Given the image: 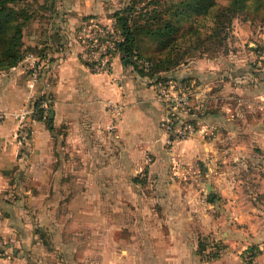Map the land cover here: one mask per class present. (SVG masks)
<instances>
[{"label": "rangeland", "instance_id": "374dc122", "mask_svg": "<svg viewBox=\"0 0 264 264\" xmlns=\"http://www.w3.org/2000/svg\"><path fill=\"white\" fill-rule=\"evenodd\" d=\"M113 1L121 7L129 3L136 11L134 22L143 24L154 8L162 19L179 18L177 45L188 52L186 58L192 52L215 53L238 46L241 41L235 38L236 33H248L255 41L254 48L264 49V0ZM202 1L212 3L208 13L189 8V3ZM10 4L24 10L21 52L32 54L33 59L24 62L29 66L24 67L25 72L30 74L36 66L35 57L48 56L44 53L48 45L40 47L35 42V31L54 33L57 27L51 23L61 20L62 8L57 7L58 0H13ZM178 10L183 14L174 15ZM219 18L226 22L227 36L225 46L214 50L208 34ZM13 30L14 24L0 32V50ZM27 37L30 44L23 40ZM139 37L144 55L158 58V38ZM197 43V48H192ZM249 43H244L247 50ZM244 63L243 69L249 72L247 87L264 81V53L255 52ZM40 70L42 73L43 65ZM256 88H250L251 92ZM231 92L238 97H257L251 92ZM42 94L47 97V90ZM243 106L242 113L236 104L230 114L232 120L245 125L244 134L228 138L227 160L217 158L216 163H210L213 166L186 152L181 154L179 143L172 151L167 149V156L159 157L158 162L154 154L147 155L138 169L116 171L109 169L111 163H80V145H70L67 140L68 124L55 119L49 123L44 117L53 133L58 172L35 176L34 202L16 203L22 212L14 221L21 228H4L5 234H0V264H70L73 259L84 264H126L122 257L127 264H264V136L253 130L258 125L264 130V122L258 123L261 120L254 116H260L256 103ZM48 113L49 108L46 116ZM110 140L103 139V147L109 151ZM110 156L108 153L107 162ZM221 167L226 169V178L219 181L213 175L219 174ZM85 210L89 217H81ZM95 211L100 217L90 216ZM116 242H130L136 248L125 250L119 244L117 249L113 246Z\"/></svg>", "mask_w": 264, "mask_h": 264}, {"label": "crops", "instance_id": "0c3cea01", "mask_svg": "<svg viewBox=\"0 0 264 264\" xmlns=\"http://www.w3.org/2000/svg\"><path fill=\"white\" fill-rule=\"evenodd\" d=\"M58 2L57 7L62 8L61 20L51 23L56 25V31L46 34L35 31V42L40 47L43 44L48 45L44 50L48 56H39L42 59L37 61L39 65H43L44 72L42 71L40 78L31 85L32 74H27L24 68L29 67L24 63L27 58L9 68L0 69V109L10 113L47 90L49 97L46 99L48 105L51 104L50 117L55 119V122L68 124L67 140L70 145H80V163H111L109 169L119 171L123 168H142L149 154H154L153 157L156 156L158 162L159 157L168 154L166 134L160 128V119L165 108L148 76L130 70L118 52L113 56L111 73L92 70L81 56L83 46L78 37L81 22L85 18L93 17L103 23H109L111 13L122 5L114 3L113 0ZM237 34L235 38L237 36L241 41L238 46L225 47L221 52H204L192 56L179 69L169 73L189 77L190 81L187 83L195 95L194 102L204 104L205 116L199 119L204 130L179 142L180 153L186 152L196 156L209 165L217 158H223V162L227 160L225 151L229 149L228 138L244 134L245 125L231 119L230 110L233 106L237 104L239 112L242 113L245 103H256L255 109L260 112V116L255 114L254 109L250 111L254 112L257 121L261 120L258 123L264 122V81H260L259 85L248 84L247 87L245 81L249 72L243 69L247 58H252L255 52L264 53V49H255V41L250 39L248 33ZM29 39L27 37L24 40L30 44ZM248 40L250 48L247 50L244 43ZM261 75L264 77V72ZM254 86L257 88L251 92L250 88ZM231 90L251 92L257 97L246 94L238 97L232 95ZM256 92L259 94H255ZM232 97L238 100L237 103ZM110 102L121 105V113L113 130H109V124L115 111ZM30 124L31 134L26 137L28 126L19 127L13 115L9 114L0 121V234H5L4 228H21L17 221H14L22 212L18 210L16 203L34 202L35 176L44 177L47 174L49 177L50 171L58 172L55 163V141L50 126L46 125L43 119H37ZM253 130H258L259 134L264 136L263 126H253ZM207 135L209 138H206ZM110 138L109 151L104 149L103 139L107 141ZM108 153L111 156L107 162ZM85 168L88 166L85 165ZM225 171L226 169L221 167L219 174L213 175V178L225 180ZM207 174L210 172L207 171ZM89 214L100 217L99 211ZM114 215L117 216V213H112V216ZM81 217H89L88 211L82 212ZM85 240L88 243L89 239ZM116 244L112 245L117 249L120 246L125 250L136 248L130 242ZM77 245L79 246V243ZM77 245L74 248L78 249ZM121 259L126 264L129 263L125 258ZM70 264L84 262L73 259Z\"/></svg>", "mask_w": 264, "mask_h": 264}, {"label": "trees", "instance_id": "16d2710c", "mask_svg": "<svg viewBox=\"0 0 264 264\" xmlns=\"http://www.w3.org/2000/svg\"><path fill=\"white\" fill-rule=\"evenodd\" d=\"M11 1L13 0H0V32H2L8 25L14 24L13 32L7 39H5V43L2 45L0 50V69H6L13 65H16L27 54H23L21 52V40L23 32L22 25L25 18L23 16L24 10L17 5L10 4ZM236 1L239 2L240 0ZM189 5V8L194 12L205 14L209 12L212 3L202 1L201 3L198 2L196 4L189 3ZM156 11L157 9L155 8L148 11V16L145 18V22L143 24L139 21H132L133 12L136 11H134V9L129 6V3H127L126 6L124 5L123 7L115 9L111 13V16L115 17L116 19L117 27L122 31L124 35V40L118 44V49L116 52L120 53L122 61L125 65L132 66L133 69L137 70L143 76H148L151 84H154L156 81L168 79H178L187 83L188 81H190L189 77L169 75V73L173 72L178 66H181V62L186 63L192 56H196L202 53L194 54L192 52L189 58L184 57V55H186L188 52L185 49H181L180 46L177 45L178 36L176 35L180 30L179 18H176L174 21H172V19L165 20L160 18L159 14H157ZM141 12H144L142 14H145V11ZM180 13L183 14V11L178 10L174 13V15L178 16L180 15ZM22 17L23 19L19 21V19H21ZM149 21H152L157 25H153L154 23L152 24ZM147 23L150 25H147ZM226 26L227 25L225 20L221 18L215 20V26L208 34V39L212 41L213 45H215L212 49L219 50L220 47L225 46L224 39L225 36H227ZM194 30L196 31V28ZM141 34H147L158 38L157 44L161 45V52L159 51L158 56L155 55V57L158 58L151 59L147 55H144L140 46L141 39L139 36ZM159 38H161V40ZM196 38L199 39V37ZM202 41L204 42L205 40ZM198 44L199 43L193 44L192 48H197ZM176 46H178V48ZM135 55L150 58L152 61L151 66L149 68L140 67L135 58ZM187 85L190 88L188 83ZM43 98H46L44 94L38 95L36 99H34L35 104H39L40 100ZM194 105H196V103H194ZM203 105L200 109H196L197 114L195 116L196 118L193 120L194 122H198L200 118H203L205 116ZM44 117H47V122L52 121L49 113L47 116H40L39 119H44ZM30 134L31 132L29 131L26 134V137H30Z\"/></svg>", "mask_w": 264, "mask_h": 264}, {"label": "built area", "instance_id": "2783aa9c", "mask_svg": "<svg viewBox=\"0 0 264 264\" xmlns=\"http://www.w3.org/2000/svg\"><path fill=\"white\" fill-rule=\"evenodd\" d=\"M78 37L83 46L81 56L91 69L96 72L111 73L113 56L118 49V44L124 40L122 31L116 25L115 17L111 16L109 23H103L93 17L85 18L79 26ZM24 58L33 59L30 53ZM135 58L140 67L149 68L152 64L151 59L148 57L135 55ZM41 59L35 57L36 66L31 72V85L42 75L41 64L39 65L37 62ZM153 86L157 97L165 108L164 115L160 119V128L166 134L167 149L172 151L182 140L204 130L199 120L198 122L193 121L196 118V109H200L202 105H194L193 98L195 95H193V91L187 83L181 80H160L156 81ZM110 105L115 111L113 120L109 124V128L113 130L121 113V105L116 102H110ZM48 108L46 98L41 99L37 105L33 100L10 113L0 109V121L11 114L17 120L19 127L28 126L27 134L29 131L31 132L30 123L39 119L40 116H45Z\"/></svg>", "mask_w": 264, "mask_h": 264}, {"label": "water", "instance_id": "95a60500", "mask_svg": "<svg viewBox=\"0 0 264 264\" xmlns=\"http://www.w3.org/2000/svg\"><path fill=\"white\" fill-rule=\"evenodd\" d=\"M53 114H54V111L52 110V111H51V116H53Z\"/></svg>", "mask_w": 264, "mask_h": 264}]
</instances>
